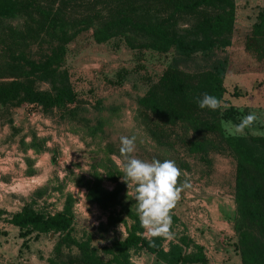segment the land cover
Returning a JSON list of instances; mask_svg holds the SVG:
<instances>
[{"label": "trees", "instance_id": "16d2710c", "mask_svg": "<svg viewBox=\"0 0 264 264\" xmlns=\"http://www.w3.org/2000/svg\"><path fill=\"white\" fill-rule=\"evenodd\" d=\"M54 3L0 0V113L26 105H36L45 114L55 112L60 121L69 125L71 133L89 138L95 150L86 172L76 174L68 169L61 181L47 183L34 191L37 198L57 192L63 198L61 210L54 213L38 210L32 200L5 220L18 229L21 247L28 249L31 240L52 234L56 239L49 264H57L58 260L60 264H131V255L137 252L153 255L163 264L208 263L203 247L189 235H176L165 249L164 237L146 236L139 223L135 201L126 183L120 181L123 173L110 158L115 147L110 142L102 144L105 127L117 116L118 108L105 106L101 100L90 104L81 99L65 64L68 44L81 32L92 29L91 38L97 44L122 37L131 49L171 53L167 67L136 99L141 112L153 119L144 115L143 121L160 145L173 149V143L182 144V156L197 157L206 164L209 153L231 156L236 235L233 246L241 264H264V135L230 134L223 125L225 121L239 125L247 116V109L227 104L225 75L264 72V7L245 36L242 52L213 58L205 71L189 75L181 68L182 64L195 57L209 59L215 51H224L230 45L235 24L234 0H57ZM82 5H86L83 10L76 11ZM141 14L150 17L142 18ZM181 17L190 18V22L177 25L173 21ZM15 19L20 20L18 25L9 22ZM204 93L220 101L218 109L198 107L197 100ZM238 94L236 89L230 93ZM91 111L93 115L88 117ZM253 124L254 121L250 126ZM20 145L23 150H43L34 134L29 143L21 139ZM180 161L179 167L188 168L184 160ZM104 181L112 182L114 187L107 190ZM68 185L84 189L86 202L96 205L106 216L105 223L98 225L99 231L123 224L125 237L100 249L91 245L89 235L75 237L76 198L64 192ZM169 214L171 231L178 219L173 208ZM72 247L77 253L70 252ZM63 249L68 250L65 260H61Z\"/></svg>", "mask_w": 264, "mask_h": 264}, {"label": "crops", "instance_id": "0c3cea01", "mask_svg": "<svg viewBox=\"0 0 264 264\" xmlns=\"http://www.w3.org/2000/svg\"><path fill=\"white\" fill-rule=\"evenodd\" d=\"M241 3H244V1L242 0L240 4ZM237 5L238 3L235 2V24L231 43L224 49V52L227 55L242 52L244 50L245 36L249 33L252 24L254 23V20L251 21V23L249 22V12L246 9V11H244V18H240L241 25L236 24L238 11ZM69 49L70 46L68 45L67 54L69 52ZM82 54H80L81 56H79V60L77 61L78 65H76L75 69L78 74H82L85 76L82 78H86L88 84L92 85L94 81L93 76H103L107 81L108 76H110L108 74L115 75V72H118V68L120 65H117L113 62L114 58H116L115 56H110L109 58H107L103 56L92 55L81 59L83 57ZM81 60H84V63L80 64ZM109 61L111 62L110 65H108ZM69 72L71 74V70H69ZM226 80L228 83L227 87ZM109 82H111L112 84L113 80ZM112 85L115 87V84ZM224 85L228 91L225 97L227 99V104L238 109H247V115L254 114L256 116V119L253 120V127L264 126V115L261 112V110H264V72L228 73L225 75ZM73 88L81 99H85L90 104H92L95 100H101L105 106L112 105L118 108L117 116L112 118L109 125L105 127L104 139L102 144H104L105 142H110L114 145L115 152L110 154V158L121 172L123 164L125 162V156L120 152V135L117 136L119 140L115 143L113 141H109L110 139H108V131L112 126L114 120L118 121L119 119H126L127 122L130 123L129 129L132 131L130 134H134L138 138L140 136V140L138 139V141H136L135 151L129 154L131 157L147 161H151L154 158L158 160L167 159L162 156L159 151L160 149L168 148L160 145L159 141H157L156 138L150 135L149 126L144 123L142 118V116L147 115V118L152 121V117L149 114H144L143 112H141L136 104V100L131 104L128 103L126 99H123V103L121 104L106 103L104 101L105 99H97L94 97H92L91 99L85 97L87 93L85 94V90H83L84 86L81 84L79 88L80 92H82L84 96L78 93L75 87ZM122 88L125 87H121L118 89L122 90ZM234 89H236V91L239 93L238 96L230 95V93L233 92ZM144 92L138 97L142 96ZM238 99L239 103L236 102V100ZM11 109H14V111H12V118L9 119V122L11 123V126L14 127H20L21 119L25 118L26 115H29L26 110L33 109L34 112H37V114L32 112L28 116L27 119L31 123V132L25 137H22V139H24L25 143H29L31 141V135L34 134L37 141H40L43 147V150L40 151H34L32 149L24 150L25 153H29V151H32L34 155L30 157L32 159L25 158L27 167L25 168L26 173H24V176L22 177L23 180L31 179V181L35 183L36 189L42 187L47 183H53L51 179L55 173L53 171L54 169L52 165L50 164V162L52 161L51 155H53V151L49 147L51 145L50 141L54 140L58 142L60 150L63 153L61 158L62 173L59 172L61 174L59 176L56 175L59 178V181L63 179L66 170L71 169L69 165L70 161L75 162L74 164L79 167V173H84L89 169L91 164L92 152L95 150V147L91 143V140L89 138H83L81 135L71 133L69 130V125L66 122L60 121L55 112H53L51 116H49V114H45L41 110L39 111L36 105H26ZM11 109H9V111ZM261 118H263L262 121ZM18 129L23 130L24 128L20 127ZM27 137L29 138V141H26ZM138 142L140 144H137ZM52 145L56 146L55 144ZM152 148L154 150H152ZM25 156H28V154ZM219 157H222L223 159L227 158V163H232V173H230L231 169H229L228 166L227 175L225 172V166H216L215 163ZM7 158L8 157H6V159ZM169 159L175 160V157L171 156L169 157ZM207 159L209 161L208 164L199 161L197 157L181 155V160H184L187 163L188 168H181L182 170L180 176H185L187 178L190 177L192 174H195L196 169H199L196 166L198 164H201V169L197 170V176L205 177L207 175L208 178L205 180H199L194 184L189 181L190 187L182 191L180 200H178L173 207V214L177 217L178 220L174 225H172L171 232L173 233V238L176 235L185 233L189 235L196 244L202 246L208 260L207 264H241L240 258L234 251L233 246L236 241V235L233 229V217L235 215L234 161L229 155L216 153H209ZM62 174L63 177H61ZM120 181H122L121 178ZM103 186L107 190H111L114 187V184L110 181H104ZM196 186H198V188ZM67 187H70V185H68ZM74 189L76 190V195H74V193L70 191V193H72L76 198L73 208L78 204H81L83 201H86L85 193L80 198L77 194V190L79 188ZM50 196H55L54 192L51 193ZM56 198L60 200L61 204L60 208L58 207V209L61 210L63 206V198H60L58 193L56 194ZM87 206L89 208H93V210H95L96 212V215H98L97 223H95V227H92L96 232L97 239L95 240V244L91 242V245H93L97 249H100L104 246H109L115 239H123L125 237L126 231L123 224H117L116 226L109 228L105 232L99 231L98 225L100 223H105L106 216L96 205L87 204ZM180 206L182 207V209H179ZM5 225L6 227L2 228V231H7L8 233L3 234L5 235V237L2 239L3 243H1L0 247V264H18L17 262H13L12 260H10L8 257V253L10 252L9 250H11L10 239H8V237L13 238L14 234H16L15 243L18 244V247L16 246V253L18 252V256L21 255L19 251L22 239L19 238L18 229L16 227L8 224L7 222L5 223ZM145 234L146 236H149L147 231ZM51 235L52 234L48 236L51 238ZM42 236H40L39 239L35 240L34 242H38L40 244V239L42 238ZM164 239V246L165 249H167V244L172 239L169 240L165 237ZM31 242L32 240L29 242V244ZM53 245L51 251L53 250ZM51 251H49V253ZM52 253L53 252H51L50 255L47 254V256H45L44 264H49L48 259L52 256ZM19 260H22V258L20 257ZM32 260L33 264H35L33 258ZM131 264L163 263L157 261L153 255H149L144 252H137L131 255Z\"/></svg>", "mask_w": 264, "mask_h": 264}, {"label": "rangeland", "instance_id": "374dc122", "mask_svg": "<svg viewBox=\"0 0 264 264\" xmlns=\"http://www.w3.org/2000/svg\"><path fill=\"white\" fill-rule=\"evenodd\" d=\"M56 1L57 0H46V2H55V5ZM241 1L242 0H234V2L238 3L236 24L241 25L240 18H244V11H246V9L249 12V22L251 23V21L253 20L255 22L257 14L264 7V0H243L244 3L240 4ZM85 6L86 5H82L78 7L79 9H77L76 11L83 10V7ZM72 12L75 13L74 10H72ZM140 17L147 19L150 17V15L141 14ZM173 21L176 22L177 25H185L190 22V18L181 17ZM9 22L13 25H18L20 23V20L15 19ZM91 34L92 29L83 31L78 34L76 38L68 44L70 46V49L65 60L67 68L71 70L70 75L73 87L77 89L78 93L84 96V94L80 92L79 88L80 84L83 85V90H85V94L87 93L85 97L87 98L92 99V97H94L97 99H105L104 101L106 103L112 104H121L123 103V99H126L128 103L131 104L136 100V98L140 94H142L148 88V86L152 82L157 79V77L170 63L171 53L158 54L148 49H131L127 46L122 37H115L105 43L97 44L92 40ZM80 54L83 55L81 59L92 55L103 56L107 58H109L110 56H115L116 58H114L113 62L117 65H120L118 68V72L114 71L115 75L108 74L111 77L108 76L107 81L103 76H93L94 81L92 85L88 84L86 78H82L85 76L82 74H78L75 69L76 65H78L77 61L79 60V56H81ZM225 55L227 54L224 51L218 50L215 51L213 56L209 59L195 57L194 59L182 64L181 68L185 71V73H188L189 75H198L209 67V64L212 62L213 58H220ZM80 62V64H82L84 63V60H81ZM110 64L111 62L109 61L108 65ZM112 80V84H115V87L111 84V82H109ZM227 84L228 83L226 80V87ZM41 87L43 88L45 86L41 85ZM121 87L125 88L119 90L118 88ZM236 102L239 103V99L236 100ZM223 107L226 106L222 105V108ZM12 111H14V109L0 113V247L1 243H3L2 239L5 237V235L3 234L8 233L7 231H2V228L6 227L5 220L12 213L19 211L23 205H25L26 203H31L32 200H35V204H33L34 208L42 210L44 212L54 213L55 211L59 210L58 207L60 208L61 204L60 200L56 198L57 193L55 192V196H44L42 198L35 197V183L32 182L31 179H22L24 173H26L25 168L27 167V164L25 163V158L32 159L30 157H32L34 154L32 151H29V153H25V151L21 148L20 140L22 139V137H25L31 132V123L27 118L34 111L33 109L26 110L29 115H26L25 118L21 119L20 124V127L24 128L23 130H19V126H11L9 119L12 118ZM261 112L264 115V110H261ZM34 113L37 114L36 111ZM92 113V111L88 113V117H92ZM49 116H51V114H49ZM142 118L144 119L145 116H142ZM262 119L263 118H261V121ZM149 124L153 126L151 122H149ZM129 125L130 123L127 122L126 119H119L118 121L114 120L112 126L108 131V139H110L109 141H113L114 143L117 142L119 140L117 136L119 135V137L134 135L130 134L132 131L129 129ZM223 125L226 129V132L230 134L264 135V126L253 127L247 125L243 128L241 132H237L235 130L237 124L232 123L230 121H225ZM138 139L140 140V136L139 138L136 136V141H138ZM169 139L170 142H172V138L170 137ZM26 141H29L28 137L26 138ZM50 144L51 145L49 148H51V150L53 151V155H51L52 161L50 162V164L52 165L54 169L53 171L55 173H53L55 176L53 175L51 179L53 185L59 179L57 176L62 173L61 158L63 153L60 150L58 142L54 140L50 141ZM52 144H55L56 146ZM137 144L140 143L138 142ZM173 145V149H160L159 153L167 159H169V157L171 156H174L175 159H178L176 161V166L178 167L181 173L182 169L178 166V164L179 162H181L180 159L181 155L183 154L182 144L177 142V144L173 143ZM152 150L154 149L152 148ZM27 154L28 156H25ZM5 156L9 159H6ZM218 159L215 163L216 166H225L226 175L228 166V168L231 169L230 173H232V163H227V158L223 159L222 157H219ZM74 163L75 162L70 161L69 165L70 168L73 169L74 172L77 174L80 172L79 167L76 166ZM196 167L201 169V164H198ZM199 169H196V172ZM196 172L188 178L185 176H180L177 180V183L179 184L182 181H187L189 183V181H191L194 184L199 180H205L208 178L207 175L205 177H199L197 176L198 172ZM61 177H63V174ZM70 187H65L64 191H71L72 193H74V195H76V190L74 189L76 187L72 185H70ZM196 187L198 188V186ZM87 204L88 203L86 201H83L81 204H78L73 208V234L77 238L81 237L83 234L89 235L91 238V242L95 244V240L97 239V237L96 232L93 230L92 227H95V223H97L98 220V215H96L95 210H93V208H89ZM179 209H182V207L180 206ZM15 235L16 234H14L13 238L8 237V239H10L11 248V250H9L10 252L8 253V257L10 260H12L13 262H17L18 264H33L32 258L34 259L35 264H44V258L45 256H47V254L50 255V253L52 252L51 248L56 239V237H54L53 235H51V238L48 235H43L40 239V244L38 242H34L35 240H32V242L29 244L30 248L27 249L22 248L20 246L19 253H21V255L18 256V252L16 253V246L18 247V244L15 243ZM49 251L51 252L49 253ZM70 252L77 253L76 249L73 247L71 248ZM63 253L64 254L61 257V260H65L68 250L63 249ZM20 257L22 258V260H19ZM57 264H60L59 260Z\"/></svg>", "mask_w": 264, "mask_h": 264}, {"label": "clouds", "instance_id": "9594fccd", "mask_svg": "<svg viewBox=\"0 0 264 264\" xmlns=\"http://www.w3.org/2000/svg\"><path fill=\"white\" fill-rule=\"evenodd\" d=\"M199 108L216 110L220 101L213 95L204 93L197 100ZM256 119L254 114L243 118L235 130L241 132ZM136 148V136L120 137V152L125 156L121 179L133 186L132 199L136 204L139 223L149 236H162L169 240L173 238L170 231L172 224L170 210L180 199L181 192L190 187L187 181L177 183L181 173L174 160L152 159L151 161L131 157Z\"/></svg>", "mask_w": 264, "mask_h": 264}, {"label": "built area", "instance_id": "2783aa9c", "mask_svg": "<svg viewBox=\"0 0 264 264\" xmlns=\"http://www.w3.org/2000/svg\"><path fill=\"white\" fill-rule=\"evenodd\" d=\"M37 108H38L39 111L41 110L40 107L37 106ZM127 190H128V193L132 195L133 186L132 185H129V187L127 188ZM84 193H85V190L84 189H78L77 190V194H78V196L80 198L83 196Z\"/></svg>", "mask_w": 264, "mask_h": 264}]
</instances>
